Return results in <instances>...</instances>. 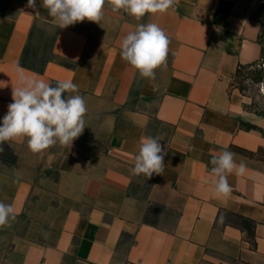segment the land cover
<instances>
[{
    "label": "crops",
    "instance_id": "0c3cea01",
    "mask_svg": "<svg viewBox=\"0 0 264 264\" xmlns=\"http://www.w3.org/2000/svg\"><path fill=\"white\" fill-rule=\"evenodd\" d=\"M27 4L0 0V121L18 65L76 83L86 127L71 147L2 145L0 201L16 219L0 228V264H264V115L235 86L264 58V0H179L140 21L106 4L101 24L63 29ZM139 23L170 39L154 80L120 56ZM142 137L164 146L162 175L131 174ZM225 148L247 171L217 197L210 160Z\"/></svg>",
    "mask_w": 264,
    "mask_h": 264
},
{
    "label": "clouds",
    "instance_id": "9594fccd",
    "mask_svg": "<svg viewBox=\"0 0 264 264\" xmlns=\"http://www.w3.org/2000/svg\"><path fill=\"white\" fill-rule=\"evenodd\" d=\"M179 0H41L53 24L66 28L77 22L88 20L101 24L105 5L113 12L123 11L140 21L148 14H163L177 5ZM27 7L36 9V0H28ZM35 15H39L36 10ZM170 39L158 24L139 23L121 41V59L138 71L142 78L154 80L157 69L167 68ZM262 67V65H257ZM19 86L12 88V103L0 121V151L10 140L26 137L28 148L33 153H42L57 144L71 147L73 141L82 135L85 127L87 105L79 92V86L72 80H58L55 86L43 79L36 80L24 75L25 69L18 66ZM264 92V81L258 85ZM67 94V95H66ZM159 138L142 137L138 154L135 156L131 174H143L150 178L164 171V146ZM235 153L221 150L212 155L210 172L214 179V193L227 197L231 191L228 177L235 173L242 176L247 171L243 160H235ZM16 219L11 204L0 201V228L10 227Z\"/></svg>",
    "mask_w": 264,
    "mask_h": 264
},
{
    "label": "rangeland",
    "instance_id": "374dc122",
    "mask_svg": "<svg viewBox=\"0 0 264 264\" xmlns=\"http://www.w3.org/2000/svg\"><path fill=\"white\" fill-rule=\"evenodd\" d=\"M264 44V30L262 34ZM262 67H253L243 71L242 75L235 81V86L251 100L249 107L252 111L264 115V92L259 88L261 81H264V58L261 61Z\"/></svg>",
    "mask_w": 264,
    "mask_h": 264
},
{
    "label": "trees",
    "instance_id": "16d2710c",
    "mask_svg": "<svg viewBox=\"0 0 264 264\" xmlns=\"http://www.w3.org/2000/svg\"><path fill=\"white\" fill-rule=\"evenodd\" d=\"M257 65H261V62L259 63H254V64H251V65H247V66H243V65H240L239 68H238V73H237V79L242 75L243 71L245 70H248L250 68H253V67H256ZM236 79V80H237ZM248 129H255L256 127L253 126V125H247L246 126Z\"/></svg>",
    "mask_w": 264,
    "mask_h": 264
}]
</instances>
